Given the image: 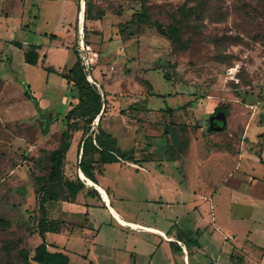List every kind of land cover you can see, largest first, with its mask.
Masks as SVG:
<instances>
[{"label": "rangeland", "instance_id": "obj_1", "mask_svg": "<svg viewBox=\"0 0 264 264\" xmlns=\"http://www.w3.org/2000/svg\"><path fill=\"white\" fill-rule=\"evenodd\" d=\"M73 19V29L67 32L74 33L52 44L62 47L55 49L53 59L67 64L58 73L44 70L46 57L44 69L26 63L29 45H23L24 51L14 45L46 43L52 38L44 32H57L62 22ZM79 25L98 53L93 75L106 99L92 127L111 133L136 161H156L157 169L166 161L186 158L192 142L206 153L200 166L191 159L183 161L177 176L188 184V162V171L195 174L198 168L206 180L196 202L211 215L215 212V224L209 220L201 237L202 242L211 239L212 245L206 251L195 245L191 264H216L218 256L225 257L220 241L224 232L235 231L243 242L248 227H258L260 219L264 224V166L255 162L264 158V0H76V5L70 0L65 5L55 0L27 5L26 0H0V220L5 219L0 221V264H25L26 255L33 257L40 220L60 232L64 223L82 228L88 224L84 216L64 220L60 211L44 217L38 193L43 196L47 183L36 181L51 173V154L64 142L67 115L78 105L77 83L86 77ZM28 92L38 102L29 99ZM73 122L65 181L53 185L60 204L65 197L78 200L83 192L77 179L85 122ZM243 150L246 154L239 161ZM117 173L109 175L115 178ZM253 177L263 181L262 186H252ZM122 184L130 196L118 197L122 209L147 225L163 227V215L170 214V208L152 194L149 202L140 201ZM202 195L207 198L199 199ZM230 212L243 221L230 219ZM96 214L102 222H111L102 210ZM199 235H182V240L188 245ZM61 237L54 240L61 242ZM162 240L106 223L98 240L88 232L66 246L73 264H84L81 252L90 249L108 256V264H185L183 259L175 262L174 249L169 251Z\"/></svg>", "mask_w": 264, "mask_h": 264}, {"label": "crops", "instance_id": "obj_2", "mask_svg": "<svg viewBox=\"0 0 264 264\" xmlns=\"http://www.w3.org/2000/svg\"><path fill=\"white\" fill-rule=\"evenodd\" d=\"M34 1L35 0H26V5L29 3L31 4ZM55 1L63 5L69 2V0ZM70 2L76 5V0H70ZM74 19L71 22L66 21V24L62 22V27L57 32L49 33L48 35L46 32H44L43 34L46 37L48 36L52 38V35H56L57 37L55 39L52 38V40L47 41L46 43L16 41L14 45H16L17 42L22 43L23 45H38L40 47V49H38L39 58L38 63L35 64V66L38 65V67H42V65L44 64L43 59H45L46 57V60H48L49 64L47 65L48 67H46L45 69L42 67V69L47 70L50 73H58L59 70L63 68L65 69L67 64H65L64 62L60 63L57 60L53 59V53L54 51H56L55 49H61L62 47H54L52 46V44H55L56 42L60 43L63 39L69 38L71 33H74V30L70 33L67 32L69 29H73L71 27V24L75 22ZM20 49L23 50V48ZM74 68L75 65L71 67L72 70ZM168 100L170 99L167 98V101ZM190 147V149L186 150V158L180 160L176 159L174 162L166 161V163H163L164 167L161 166L159 169L155 167L156 161L153 160L141 161L137 159V161L135 162L125 161V164L124 161L108 164H97V182H93L96 185L102 187V189L105 191L106 198L104 197V194L101 193L95 186L88 185V183L81 177L80 174L82 173V171L78 168L79 176L86 184V187L82 189L83 192L79 193L78 200H65L62 202V204L55 201L47 203V216L49 215L48 217L53 218L52 215L56 211H60L64 220H70V218L80 220L84 216V218L88 217V224L87 226L82 228L80 226H70V224L66 226L64 223L63 227L60 228L61 232H46L45 236L48 243V249L52 252L63 251L70 257L69 252H67L66 245H73V240L79 237L84 238L88 235V232H92L94 240H98L100 232L102 231V226L107 223V225L113 228L115 224V227L117 226L121 229H123L124 227H129L137 232H144L160 236L163 238L162 242L160 243L161 245L167 246L169 251H172L174 249L175 252L173 251V256L177 255V258L175 259L176 263L177 260L179 261V259H183L185 264H191L192 248L195 245L196 248H199L197 249L198 251H206V249H209V244L212 245L211 239L210 241L206 240L205 242H202L201 237H203L204 233H206L209 220H212L214 224L216 220L214 210H212L211 215V212H207L204 209L203 204H201L199 207L197 206V202H199L198 190L202 189L201 183L204 181L206 182V180L199 174L198 168L197 170L195 169V174H191V171H188L187 165L189 160L191 159L194 160L198 164V166H200L199 164L202 162L200 158L204 152L200 149H196V144L194 142L191 143ZM191 150L193 152H191ZM220 151H222L220 152L222 154H230L229 151L225 149H221ZM245 154L246 151L243 150L238 160L243 161V157ZM246 160L247 159H244V161ZM183 161H188L187 164L185 163L188 182L187 185H184L181 182L180 178H178L177 176V171L179 172L178 166L181 165ZM255 162L257 164L260 163V167L264 166V163L257 159ZM171 163L176 165L173 168H176V170H172V168L170 167ZM238 166L239 168H237V170L242 167V164ZM110 171H118L120 172V174L117 173L116 177L113 178L114 175H109ZM122 181H124V184L128 189L134 191L135 196H137L140 201L142 200L143 202H149L152 199H149L148 196H151L152 194L151 197L154 200L156 198H159V200L162 202V205L166 204L170 208V214H162V219H165L163 221V227L147 225L141 220H137L134 214L131 215L130 213H127L126 211H124V209H122V207L118 204V197H130L123 191ZM262 182L263 181H260L253 177L250 184L252 186H262ZM141 191L147 193L146 196H143L145 195V193H143L142 195ZM178 197H180L182 200H176ZM205 197L206 196L202 195L201 197L199 196V199L204 200ZM205 201L208 200L205 199ZM100 210H102L103 214L107 218H109L111 222H102L99 219L96 211ZM113 211L118 215L117 217ZM232 218L243 221L242 216H236L235 214H233V212H230V219ZM260 220L261 221L258 223V227H248L246 236L243 238V242H240L239 238H237V234L235 231L227 230V232H224L222 234L223 237L220 238V241H222V250H225V257L218 256L216 264H264V224L263 220ZM146 228L158 231L159 233L155 231H148ZM217 229H219V227H217ZM192 234H200L201 236L199 235V240L195 239L193 243L186 245L182 240V235L191 236ZM56 235L62 236L61 239H59L61 240V242L54 240V237ZM213 236H210V238H213ZM228 236H231L232 238L228 239ZM33 238L37 240L36 247L43 241L39 230L34 233ZM35 252L36 248L34 250L33 256L35 255ZM81 253L86 257L84 264H89L90 261H93L95 264H108L107 258L109 257L103 255L102 253L98 254V252H92L91 249L88 250V252L87 250H83ZM70 264H73L71 257Z\"/></svg>", "mask_w": 264, "mask_h": 264}, {"label": "trees", "instance_id": "obj_3", "mask_svg": "<svg viewBox=\"0 0 264 264\" xmlns=\"http://www.w3.org/2000/svg\"><path fill=\"white\" fill-rule=\"evenodd\" d=\"M100 18V17H99ZM164 36L172 39L166 31L159 28ZM52 38H57L56 35H52ZM16 45L23 48V44L17 42ZM29 50L25 52V60L27 63L35 65L38 63L40 47L35 44L29 45ZM83 82L77 83L78 105H75L67 115L68 129L62 134L64 142L62 145L51 154L52 168L48 177L37 176L36 181L38 184L46 182L44 187L43 196L41 192L38 193L40 197V210L44 217H47V203L58 201L59 197L53 188L54 184H63L65 181V158L70 149L71 140L73 138V132L75 131L74 122L76 119L81 118L85 122V127L82 129V141L79 150V166L78 168L85 174V176L94 182H97L96 170L97 164H108L122 161L135 162L136 158L133 155H129L127 151L123 150L119 145L117 139L102 127L96 131L92 126L95 119L100 118L102 114L103 105L106 102L104 97L100 93L96 86L87 82L86 77ZM86 81V82H85ZM27 97L35 102H38L37 98L28 92ZM172 112V109H170ZM76 131H78L76 129ZM260 161L264 163V158L259 156ZM101 173V171H100ZM86 187V184L82 181L80 176L77 179V188L82 190ZM77 189V190H78ZM64 200H69L65 197ZM1 222H5L2 218ZM56 226L45 224L44 220L39 222V232L43 238L42 243L36 247V252L33 257L26 255L24 257L25 264H70V257L63 251L52 252L48 249V243L46 240V232H58ZM56 247V246H55ZM89 264H95L90 261Z\"/></svg>", "mask_w": 264, "mask_h": 264}, {"label": "built area", "instance_id": "obj_4", "mask_svg": "<svg viewBox=\"0 0 264 264\" xmlns=\"http://www.w3.org/2000/svg\"><path fill=\"white\" fill-rule=\"evenodd\" d=\"M79 50H80V56L82 60L83 69L86 72V78L88 82L96 86L102 96L104 97V94L101 90L100 83L94 78L93 71H94V64L96 61V58L98 57V53L94 52L93 47L85 41L84 36V26L81 27L79 25Z\"/></svg>", "mask_w": 264, "mask_h": 264}, {"label": "bare ground", "instance_id": "obj_5", "mask_svg": "<svg viewBox=\"0 0 264 264\" xmlns=\"http://www.w3.org/2000/svg\"><path fill=\"white\" fill-rule=\"evenodd\" d=\"M83 4V3H82ZM84 5V4H83ZM82 22H83V15H82V12H81V14H80V23L82 24ZM81 177L89 184V185H93V186H95L101 193H103L104 194V197L106 198V195H105V191L102 189V187L101 186H99V185H96L93 181H91L90 179H88L85 175H84V173L82 172L81 174ZM114 212V211H113ZM114 214L116 215V217L118 216L115 212H114ZM120 221V220H119ZM148 231H152V229H149V228H146Z\"/></svg>", "mask_w": 264, "mask_h": 264}]
</instances>
